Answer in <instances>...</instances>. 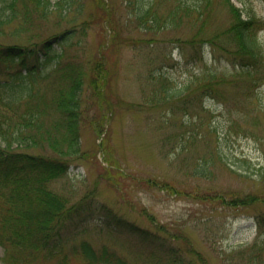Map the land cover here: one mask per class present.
I'll return each mask as SVG.
<instances>
[{"label":"rangeland","instance_id":"obj_1","mask_svg":"<svg viewBox=\"0 0 264 264\" xmlns=\"http://www.w3.org/2000/svg\"><path fill=\"white\" fill-rule=\"evenodd\" d=\"M232 1L242 18L259 20L263 58L256 62L241 59L221 34L232 18L226 0H212L201 18L187 9L195 0H80L36 31L44 40L75 30L54 49L82 62L86 76L102 56L108 73L100 100L85 78L81 151L52 185L72 203L89 199L69 232L125 247V237L107 228L115 215L162 237L187 238L206 264H234L254 241L255 216L264 212V0ZM2 255L0 247V264Z\"/></svg>","mask_w":264,"mask_h":264},{"label":"trees","instance_id":"obj_2","mask_svg":"<svg viewBox=\"0 0 264 264\" xmlns=\"http://www.w3.org/2000/svg\"><path fill=\"white\" fill-rule=\"evenodd\" d=\"M211 2L195 0L187 9L201 18ZM226 2L232 18L221 34L235 43L241 59L256 62L263 58L255 34L259 20L254 16L242 18L240 9L231 0ZM80 7V0H0V63L6 65L0 69L1 262L206 264L187 238L162 237L115 215H111L114 227L107 228L125 237V247L115 238L97 246L69 232L75 226L74 215L78 217L86 210L85 205L88 208L89 199L72 203L52 185L67 175L69 158L81 151L80 128L87 113L82 97L85 78L92 95L100 100L108 73L102 56L87 67L86 76L82 62L70 60L63 49H54L57 43H67L75 30L67 29L44 40L36 31L55 10L62 13ZM147 13L140 22L145 21ZM7 37H23L25 42L7 43ZM208 41L213 44V39ZM242 63L243 71L251 76L249 62ZM101 110L98 108V112ZM109 116L106 114L107 119ZM105 124L104 120L96 123L99 135ZM248 201L254 203L256 199ZM101 209L107 212L105 206ZM255 221L258 235L235 253L234 264H264V212L256 215ZM178 240L180 245L175 244Z\"/></svg>","mask_w":264,"mask_h":264}]
</instances>
